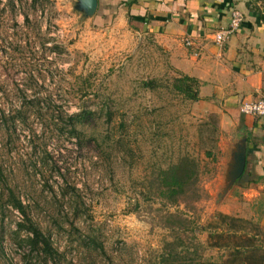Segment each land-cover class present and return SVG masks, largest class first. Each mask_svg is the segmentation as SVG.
Masks as SVG:
<instances>
[{
  "label": "rangeland",
  "instance_id": "374dc122",
  "mask_svg": "<svg viewBox=\"0 0 264 264\" xmlns=\"http://www.w3.org/2000/svg\"><path fill=\"white\" fill-rule=\"evenodd\" d=\"M95 13L0 0V264L225 261L208 235L223 196L245 199L223 193L240 131L175 88L152 39L117 48Z\"/></svg>",
  "mask_w": 264,
  "mask_h": 264
},
{
  "label": "crops",
  "instance_id": "0c3cea01",
  "mask_svg": "<svg viewBox=\"0 0 264 264\" xmlns=\"http://www.w3.org/2000/svg\"><path fill=\"white\" fill-rule=\"evenodd\" d=\"M232 8L244 20L220 46L212 37L228 25ZM92 18L117 48L127 49L138 38L152 39L180 74L199 81L196 101L220 114L221 125L240 131L228 161L244 141L246 166L227 193L235 183L242 184L245 199L223 196L220 210L252 221L263 233L264 117L241 112L240 103L264 93V0H99ZM186 37L201 43L203 50L196 53L185 44Z\"/></svg>",
  "mask_w": 264,
  "mask_h": 264
},
{
  "label": "trees",
  "instance_id": "16d2710c",
  "mask_svg": "<svg viewBox=\"0 0 264 264\" xmlns=\"http://www.w3.org/2000/svg\"><path fill=\"white\" fill-rule=\"evenodd\" d=\"M152 85H154V83H152ZM174 85L180 92L194 100H198L200 83L197 79L182 74L174 78ZM0 175H2L1 168ZM10 195L14 199V206L23 211L24 206L22 201L17 199L13 192H11ZM217 215L219 220H221L223 224H226V226L221 227L223 224L219 222L211 224L210 227L213 228L214 231L210 232V235H208V246L228 251V257L225 261L221 259L207 260L206 262L199 261L198 264H264V242H262L264 241V236H260V232L262 233V231L258 225L250 220L230 216L222 212L217 213ZM237 222L241 224L237 225ZM247 225L252 226L253 229L251 230L255 231L254 234L250 233V229ZM30 232L35 236L30 238L31 241L34 243L42 242L47 250L50 249L49 240L44 238L37 228L31 227ZM214 234L219 238L231 241L222 243L223 241L221 242V239H218V241L212 242ZM180 242L183 243L182 240H180Z\"/></svg>",
  "mask_w": 264,
  "mask_h": 264
},
{
  "label": "built area",
  "instance_id": "2783aa9c",
  "mask_svg": "<svg viewBox=\"0 0 264 264\" xmlns=\"http://www.w3.org/2000/svg\"><path fill=\"white\" fill-rule=\"evenodd\" d=\"M243 20L244 14L239 9L232 8L228 25L222 27L213 34L212 38L214 42L220 46H224L231 36L238 31ZM185 44L194 47L196 53H200L203 50V45L201 43L195 42L189 37L185 38ZM240 110L245 114L264 117V93L250 100H242L240 103Z\"/></svg>",
  "mask_w": 264,
  "mask_h": 264
},
{
  "label": "water",
  "instance_id": "95a60500",
  "mask_svg": "<svg viewBox=\"0 0 264 264\" xmlns=\"http://www.w3.org/2000/svg\"><path fill=\"white\" fill-rule=\"evenodd\" d=\"M99 0H81L82 7L90 14L95 13ZM246 166V147L244 141L238 145L232 154L231 161L227 166V185L223 193L231 187L233 182L243 173Z\"/></svg>",
  "mask_w": 264,
  "mask_h": 264
}]
</instances>
